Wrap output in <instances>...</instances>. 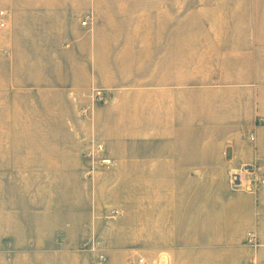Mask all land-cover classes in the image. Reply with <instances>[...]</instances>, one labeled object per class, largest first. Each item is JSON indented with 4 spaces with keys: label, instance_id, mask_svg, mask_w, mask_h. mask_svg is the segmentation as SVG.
<instances>
[{
    "label": "rangeland",
    "instance_id": "1",
    "mask_svg": "<svg viewBox=\"0 0 264 264\" xmlns=\"http://www.w3.org/2000/svg\"><path fill=\"white\" fill-rule=\"evenodd\" d=\"M0 8L8 12L0 28V264H97L98 254L105 264H230L243 244L257 247L241 237L236 214L214 205L223 183L196 179L194 167L166 183L155 180L163 167L124 175L85 158L80 167L47 162L76 156L71 101L80 119L92 117L111 96L102 82L146 80L150 57L182 55L187 67L172 63L169 78L190 86H200V57L205 74L224 73L223 61L245 54L264 30V0H0ZM94 89L107 101L83 114L79 101L91 103ZM21 95L28 117H10L9 102ZM242 174H230L231 189L257 191L258 180Z\"/></svg>",
    "mask_w": 264,
    "mask_h": 264
},
{
    "label": "crops",
    "instance_id": "2",
    "mask_svg": "<svg viewBox=\"0 0 264 264\" xmlns=\"http://www.w3.org/2000/svg\"><path fill=\"white\" fill-rule=\"evenodd\" d=\"M256 35L245 54L223 61L227 66L224 73L205 74L200 57V86L169 78L172 63L181 69L188 63L182 55L173 58L167 54L158 61L150 57L153 66L146 80L103 81L102 88L111 89V96L107 103L92 110V117L80 119L71 101L69 115L76 156H61L47 164L82 166L86 144L95 138L105 145L106 155L124 175H128V167L136 165H147L149 175L163 167L161 178L155 180L168 183L183 180L187 167H194L196 179L206 180L209 175L211 180L223 183L214 192V205L219 202L218 207H227L230 215L236 214V221L242 223L239 228L244 231L241 237L245 233L255 237L257 247L242 243L244 255L230 264H264V30H256ZM162 65L165 73L158 77ZM110 68L104 70L109 74ZM87 99L79 101L82 107L90 103ZM9 104L10 117H28L27 98L21 95L20 100L11 99ZM23 124L22 145L26 142L24 135L29 133V126ZM61 147L55 144L56 151L64 155ZM231 173H243L246 180L262 184L255 192L233 191ZM241 237L230 240L237 245L243 241Z\"/></svg>",
    "mask_w": 264,
    "mask_h": 264
},
{
    "label": "built area",
    "instance_id": "3",
    "mask_svg": "<svg viewBox=\"0 0 264 264\" xmlns=\"http://www.w3.org/2000/svg\"><path fill=\"white\" fill-rule=\"evenodd\" d=\"M8 12L6 9L0 8V28H5L7 26ZM82 26L88 25V18L83 17L81 21ZM91 103L85 106L82 109V113L86 114L90 110L94 108L96 103H105L107 101L106 91L104 89H94L91 94ZM83 156L89 163L92 169L100 167L110 168L115 167L116 162L106 155V147L103 143L97 141L95 138L90 139L86 147L83 151ZM258 184H262V182L258 181ZM250 190V189H249ZM252 191V190H251ZM248 241L250 244H255L256 240L252 233H248ZM93 243V242H92ZM91 251L95 250V243L90 247ZM97 264H105L107 261V257L105 254L97 255ZM140 263H144V259L141 258L139 260Z\"/></svg>",
    "mask_w": 264,
    "mask_h": 264
}]
</instances>
